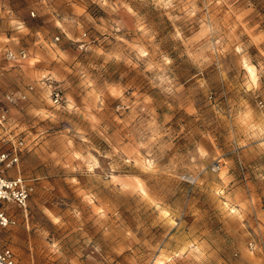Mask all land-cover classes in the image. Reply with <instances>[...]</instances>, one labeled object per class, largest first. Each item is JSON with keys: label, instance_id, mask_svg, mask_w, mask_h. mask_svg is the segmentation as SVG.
Listing matches in <instances>:
<instances>
[{"label": "rangeland", "instance_id": "374dc122", "mask_svg": "<svg viewBox=\"0 0 264 264\" xmlns=\"http://www.w3.org/2000/svg\"><path fill=\"white\" fill-rule=\"evenodd\" d=\"M7 46L19 264H264V0H0Z\"/></svg>", "mask_w": 264, "mask_h": 264}, {"label": "built area", "instance_id": "2783aa9c", "mask_svg": "<svg viewBox=\"0 0 264 264\" xmlns=\"http://www.w3.org/2000/svg\"><path fill=\"white\" fill-rule=\"evenodd\" d=\"M34 14V11H31ZM85 35V33H83ZM27 55L24 47L11 48L4 47L0 51V56L8 62L17 64ZM0 67V71H1ZM33 88L32 85L25 89L8 91L6 99L11 102L24 100L27 93ZM61 96L58 89L51 92V101L53 104L61 102ZM261 103V102H260ZM6 109L0 111V123L5 118ZM25 147L22 137H17L10 142L8 149L0 150V231L5 230L18 222L19 211L26 212L29 199L34 191L35 178L23 175L21 173L9 174L5 171L13 164H17L19 153ZM218 166L214 165L212 169ZM0 264H19L15 258L13 250L8 246H0Z\"/></svg>", "mask_w": 264, "mask_h": 264}, {"label": "snow or ice", "instance_id": "6c2138e0", "mask_svg": "<svg viewBox=\"0 0 264 264\" xmlns=\"http://www.w3.org/2000/svg\"><path fill=\"white\" fill-rule=\"evenodd\" d=\"M165 215L167 216L168 214H167V213H165Z\"/></svg>", "mask_w": 264, "mask_h": 264}]
</instances>
